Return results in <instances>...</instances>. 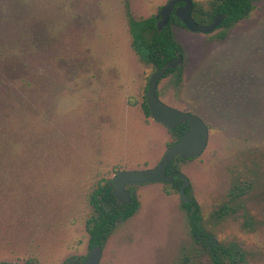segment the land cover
<instances>
[{"label":"rangeland","instance_id":"1","mask_svg":"<svg viewBox=\"0 0 264 264\" xmlns=\"http://www.w3.org/2000/svg\"><path fill=\"white\" fill-rule=\"evenodd\" d=\"M166 1L0 0V150L11 153L0 152V263L85 258L93 188L119 169L154 166L174 140L142 110L155 70L129 32L130 17L156 15ZM210 1L193 0V12ZM219 25L172 26L183 62L156 90L207 124L204 151L175 166L222 264H264V0ZM126 188L138 208L117 223L99 264H214L177 188Z\"/></svg>","mask_w":264,"mask_h":264},{"label":"trees","instance_id":"2","mask_svg":"<svg viewBox=\"0 0 264 264\" xmlns=\"http://www.w3.org/2000/svg\"><path fill=\"white\" fill-rule=\"evenodd\" d=\"M254 1L255 0H211L209 2V8L205 11L204 15L199 16L192 11V16L197 22L207 24L210 23L216 15L225 14V18L219 26L228 27L232 23L246 17L251 11ZM195 7L196 4L194 3L193 9ZM199 12H201V10H199ZM156 22V15L143 19L129 18L131 45L140 59L151 64L154 70L159 69L166 60L174 57L176 53L183 52L182 46L172 30L173 25L183 26L180 20L175 16L174 11L171 12L168 23L161 30H158ZM174 72L180 73V67L167 69L162 78ZM179 77L178 75L176 81H179ZM156 94L158 95L157 90ZM141 107L143 112L150 116L144 97L141 102ZM188 127V122L185 121L175 128L168 129L174 137V140L170 142L168 146L179 139L188 130ZM12 146L13 145H11V147ZM0 152L2 155H11L7 148L0 150ZM182 160L185 159L175 157L169 163L167 173L177 171L178 168L175 166V163ZM180 183V176L175 175L173 181L169 183V185L179 190ZM112 189L111 179H103L89 194L88 201L91 206V213L85 221V229L89 236V249L95 245L103 247L108 237L114 231L117 223L127 220L138 208L139 202L134 194H131V200L128 204H122L114 197ZM187 192L188 187L186 188V193ZM181 206L185 209L186 219L191 234L194 237L200 238L205 243L204 245L208 247L210 239L201 223L198 204L191 198L189 202L181 203ZM225 211V206H222L219 208L217 214L223 215ZM220 248V246L216 245L209 248L210 257L214 264H222L221 258L223 250ZM83 260L84 257L71 256L67 258L63 264H81ZM23 264H39V261L35 257H29Z\"/></svg>","mask_w":264,"mask_h":264},{"label":"water","instance_id":"3","mask_svg":"<svg viewBox=\"0 0 264 264\" xmlns=\"http://www.w3.org/2000/svg\"><path fill=\"white\" fill-rule=\"evenodd\" d=\"M180 3L182 4L179 5ZM193 6V0H167L156 14L158 30H161L168 23L172 11H174L175 16L183 26L193 32H211L225 18V14H218L210 24H200L192 16ZM182 62L183 54L178 52L174 57L166 60L159 69L155 70L148 79L144 98L149 109V115L154 121L162 124L167 129L175 128L187 121L188 130L167 147L159 162L154 166L139 169H119L114 172L111 177L112 193L122 204H128L131 200L132 192L126 188V185L148 182L171 183L175 175H179L181 178L178 190L181 202L187 203L191 199L186 193V188L190 185L189 178L179 171L167 173V167L175 157L189 159L200 155L207 145L208 127L201 117L195 113L171 107L162 102L156 94L158 81L164 76L167 69H175ZM209 239V246L212 248L213 245L217 244V241L212 235H209ZM101 254L102 247L95 245L89 250L81 264H99ZM0 264L21 263L3 262Z\"/></svg>","mask_w":264,"mask_h":264},{"label":"flooded vegetation","instance_id":"4","mask_svg":"<svg viewBox=\"0 0 264 264\" xmlns=\"http://www.w3.org/2000/svg\"><path fill=\"white\" fill-rule=\"evenodd\" d=\"M179 5H181V4H179ZM178 6V5H177Z\"/></svg>","mask_w":264,"mask_h":264},{"label":"crops","instance_id":"5","mask_svg":"<svg viewBox=\"0 0 264 264\" xmlns=\"http://www.w3.org/2000/svg\"><path fill=\"white\" fill-rule=\"evenodd\" d=\"M178 171V170H177Z\"/></svg>","mask_w":264,"mask_h":264}]
</instances>
